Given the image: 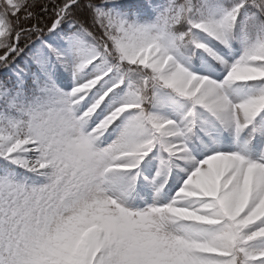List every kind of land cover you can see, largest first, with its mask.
I'll use <instances>...</instances> for the list:
<instances>
[{"label": "snow or ice", "instance_id": "obj_1", "mask_svg": "<svg viewBox=\"0 0 264 264\" xmlns=\"http://www.w3.org/2000/svg\"><path fill=\"white\" fill-rule=\"evenodd\" d=\"M0 264H264V0H0Z\"/></svg>", "mask_w": 264, "mask_h": 264}]
</instances>
